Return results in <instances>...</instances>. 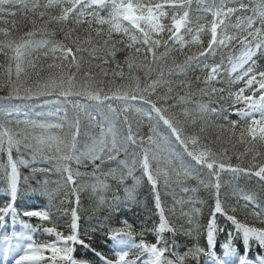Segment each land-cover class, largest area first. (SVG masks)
<instances>
[{
    "label": "snow or ice",
    "instance_id": "obj_1",
    "mask_svg": "<svg viewBox=\"0 0 264 264\" xmlns=\"http://www.w3.org/2000/svg\"><path fill=\"white\" fill-rule=\"evenodd\" d=\"M193 2L194 0H45L41 4L40 0H0V21L4 24L11 23L13 29L16 28V21H9L6 17L16 16L18 7L41 20L48 17L39 27L33 19L32 29L21 34L18 39L9 28H0V35L4 37L0 40V53L8 60L5 76L10 86L9 97L5 99L15 97L33 100L55 93L80 113L84 106L72 98L83 97L95 103L100 117V121H97L96 116L89 115L88 119L95 122L98 131L88 137L83 150H80L79 115L67 124L68 131L65 132L66 112L65 117L58 122L16 120L15 128L11 126L13 121L8 119L12 113H2L4 120L0 122V154L6 156V160L0 162V172L5 184L6 202L0 205V227L6 229V218L10 217L12 231L10 234L6 230L0 231V256L8 264H264L262 253L258 252L253 259L249 258L253 242L264 249V218L260 213L252 212L251 215L261 226L242 222L236 215L238 209L225 206L220 196V173L224 171L255 177L264 189V152L258 150V146L264 147V67H261L264 64V0H256L254 4L245 3L244 0H195V16ZM50 9L58 11L50 15ZM49 23L61 25L59 31L67 43L50 39L56 35V29H49ZM83 25L88 27L84 29L85 35L81 36L77 28ZM233 29L236 31L231 32ZM38 33L46 38L35 39ZM116 35L123 38L114 39ZM202 36L207 37L206 46ZM194 46L196 51L192 52ZM230 46L232 50L226 57L230 66L228 83L242 85L236 90L213 86V81L220 75L225 57H221L220 63L205 62L208 57L214 58L218 49ZM161 48L163 51H159ZM40 49H46L43 56H50L52 59L47 65L48 75L44 77L37 71L36 81L27 85L22 77L27 75V68L34 71L37 69L39 55L34 54ZM185 49L189 51L186 52ZM236 51H239V55H235ZM119 52L125 53L123 65L128 69L127 77L123 66L116 61ZM173 52L183 55V61L173 57L169 64L168 58ZM83 53L100 59L101 63L82 69L81 56L78 54ZM110 62L116 63L114 69L102 66ZM93 67L98 68L99 73L93 72ZM193 67L207 71L203 77L195 76L194 80H179L175 87L168 79L177 73L184 74ZM40 68L42 71L43 66ZM135 72H142L144 78L150 79L151 83L141 87V78ZM13 74L15 81L12 79ZM97 76L112 77L108 81L107 90L103 87L105 81L97 79ZM117 77L134 83L114 86ZM199 83H203L204 87H197V91L200 95L209 97V103L194 99L192 88ZM162 86H166V91L159 95L157 90ZM179 90L184 94L181 95ZM212 97L217 98L219 108L210 106ZM173 98L178 104L194 105L193 108L182 109L184 119L178 118L168 107L158 106V101L166 102ZM132 101L148 105L149 110L143 115L150 122L155 121L149 124L150 134L146 138L138 131L134 132L129 121L130 111H141L133 107ZM231 112L239 115L243 123L229 120L226 113ZM210 115L227 122L226 125L217 127L228 134V142L233 147L236 144L244 146L245 151L236 156V164L231 162L227 149L216 152L204 143L201 134L205 127L202 125ZM161 122L164 131L158 130ZM21 123L24 125L23 129L18 127ZM188 126L194 130L189 132ZM36 128L41 130L39 135L28 131ZM121 128L125 129L123 133ZM197 128L198 131L195 130ZM219 139L220 136L217 135V140ZM121 153L124 155L123 159L119 158ZM25 154L29 158H25ZM241 156L250 158L245 163L240 161ZM38 160L47 161L53 167L33 166ZM72 161L77 166L87 161L93 171L81 173L79 167L74 171ZM112 162L117 167H111ZM193 162L201 169L206 168L209 177H214V182L211 179L208 182L203 179L198 181L205 189L215 190V202L205 226L206 244L203 246L198 242L200 226L197 224L195 228H184L183 225L178 227L172 222L165 214L158 190L161 180L167 186L172 177L177 182L192 177ZM21 166L31 167L33 175L42 173L47 177L49 173L55 172L62 178L63 185L59 180L51 182L57 184L55 189L49 188L50 181L45 178L42 182L37 181V187L24 190L47 197L50 207L21 210L16 206L17 199L22 194ZM105 167L107 171L104 170ZM137 167L141 171V177L133 175ZM83 175L95 178V183L91 185L93 193L107 190L109 178L123 185L128 177H132L134 186L125 188L127 199L132 202H135V186L142 181L146 182L150 186L158 221L139 233L127 220L119 221L115 226L101 221L91 232L82 233L79 223L81 217L77 209L73 208L67 222V233L60 231L51 208L61 211L55 200L62 188L68 185H71V193L79 205V193L84 186L77 185L76 177ZM28 179L24 177L25 181ZM183 190L189 191L188 188ZM191 191L195 192L196 189ZM242 199L247 208L249 203L255 201L256 194L246 192ZM99 200L102 204L104 197L100 196ZM114 200H119V197H114ZM63 203L60 201V205ZM171 211L174 214V209ZM62 215H67V210H63ZM180 215L189 225L194 223L191 213L182 211ZM218 216L223 217L233 228L227 232V238L220 244L219 252L217 234L224 231V228L218 225ZM23 217L35 218L38 223L34 226ZM17 222L24 231H15ZM41 230L54 239L50 242H37L33 233ZM96 232L103 233L106 241L112 242L111 255H106L93 246ZM146 232L154 234L155 242L144 239ZM180 235L196 241L182 253L177 249V238ZM235 241L241 242L242 251L236 247ZM77 246L87 250L96 260H90L87 256L77 257ZM132 249L138 251L133 254ZM9 257H12L11 261Z\"/></svg>",
    "mask_w": 264,
    "mask_h": 264
},
{
    "label": "trees",
    "instance_id": "obj_2",
    "mask_svg": "<svg viewBox=\"0 0 264 264\" xmlns=\"http://www.w3.org/2000/svg\"><path fill=\"white\" fill-rule=\"evenodd\" d=\"M45 2V0H40V3L43 4ZM210 2V0H209ZM255 2H253L254 4ZM193 5H195V8H193V15L195 16L197 13L195 12V9L197 8V4L195 3V0L193 2ZM43 10V9H41ZM58 11V9H50L49 10V14L50 15H54L56 14V12ZM201 15H203V13H201ZM209 20L211 19L210 15H208L207 17ZM6 19H8L9 21H12V20H15L16 21V28L13 29L12 28V25L11 23L9 24H4L2 21H0V28H4V27H7L10 29V31L12 32V35L14 37H16L17 39L19 38V36L21 34H23L24 32L32 29V23L31 21L33 19H35L37 21V27H39L42 23H44V21H47L48 20V17H44L43 20H41V18H39L38 16H34L33 13L29 12V11H26L24 10L23 8L21 7H18L17 10H16V16L14 17H6ZM48 27L49 29H56V35L54 37H50V39L54 40V41H63L65 43H67V41H64V36L63 34L59 31L61 25L59 24H56V23H49L48 24ZM73 27H76L75 25H73ZM88 27V25H83L82 27H79L77 28V31L78 33L83 36L85 35V32H84V29H86ZM65 30H67V26H65ZM231 32H235L236 30H230ZM42 38H46V37H43L41 36L39 33L37 34V36L35 37V39L39 40V39H42ZM123 37L119 36V35H116L114 36V39H122ZM4 39V37L2 35H0V40ZM202 39L205 41V46H206V43H207V37L206 36H202ZM232 48L231 46L228 47V48H220L217 50V55L213 58V57H208L206 59L205 62L207 63H220L221 62V57H227V55L230 54ZM46 51V49H40L38 53L34 54V55H39V59L37 61V69L34 71L32 68H27L26 69V73L27 75L25 77H22L23 80L26 81V84L27 85H31L32 83H34L37 79V75H36V72L37 71H40L41 75L44 76V77H47L48 75V70H47V65L49 63L52 62V59L51 57H45L43 56V52ZM159 51H163V49L161 48ZM186 52H188L189 50L188 49H185ZM192 52H195L196 51V47L194 46L192 49H191ZM238 52V51H236ZM81 56V66H82V69H86L89 67V65H96V64H100L101 61L100 59H97V58H93L91 56L88 55V53H83V54H78ZM124 55L125 53L123 52H119L117 53V57H116V61L119 62L123 68H124V72L126 74V77L128 75V69L126 66L123 65V61H124ZM175 57L178 61H183L184 59V56L179 54V55H176V52H173L170 54L169 58H168V62L169 64L171 63V60L172 58ZM224 59V60H225ZM7 63H8V60L6 58V56L2 53H0V98H3V97H9V92H10V86L7 84V80H6V76H5V69H6V66H7ZM40 66H43V70L41 71V68ZM104 68H107V69H114L116 67V63L114 62H110L108 64H105V65H102ZM261 67H264V64L261 65ZM195 68H198L200 69L199 71H191V68L188 69V71L184 74H180V73H177L173 76H170L168 77V79H170L172 82H173V86L175 87V83L179 80H183L185 78L187 79H193L195 78V76H201L203 77L206 73L207 70H204V71H201V68L200 67H195ZM93 72H96V73H99V69L98 68H95L93 67ZM73 72H75V69H72ZM135 75H138L137 72L134 73ZM155 75V74H153ZM221 76L223 79H221ZM13 81H15V75L13 74V77H12ZM97 79H103L105 81L104 86H109L108 84V81L112 80V77L111 76H108V77H99L97 76ZM229 77H227L226 75L220 73L219 77L217 78L216 81H213V86L214 87H217V88H225V83L228 85V88H232L233 90H236L238 87L242 86V85H230L228 83L229 81ZM131 81H129L128 79H124L123 81L120 80V78H116L115 81H114V86H119L121 84L127 86ZM149 82H151V80H146V81H140L141 85L144 87L146 84H148ZM197 87H204L203 83H199L198 85L197 84H194L193 85V88H192V92L195 93L194 95V99L198 100V101H201L203 97L205 96H202L200 95V93L197 91ZM227 89V88H225ZM166 91V86H162L160 87V89H158L157 91V94L159 95H162L164 92ZM180 91V94L183 95V91L182 90H179ZM51 96H58L57 94L53 93L52 95H48V96H41V97H51ZM15 97H12L10 99H13ZM75 98V97H73ZM15 100H18L17 98H15ZM174 102H171V105H175V106H181V109H179L178 111H174L172 113L176 114L178 116V118L180 119H184V117L182 116V109L184 107H189V108H193L194 105L192 104H188V105H182V104H178L177 101L175 100V98H173ZM164 104H166V102H164ZM239 107V106H237ZM81 114V112H80ZM233 112L231 113H226V115H228V117L230 118L232 116ZM239 122L243 123L242 121L238 120ZM210 121L207 120L206 123H204L202 126L205 127V131L204 133L201 134L202 136V139L204 141V143H207L210 147H212L213 149L217 150L219 147H220V142H228V134L226 132H221L220 129L217 127V125H221V124H224L226 125L227 122L224 121L223 119H220L219 122H215L214 123H209ZM80 127H82V124L80 123ZM85 129L86 131L90 130V125H89V122L87 121L86 125H85ZM194 129H192L190 126H188V131L191 132L193 131ZM196 131H198V128L195 129ZM217 135L220 136V139L217 140ZM229 143V142H228ZM229 147L230 149H239V147L242 149L238 152H244L245 151V148L243 145H240V144H236L235 147L232 146L231 143H229ZM258 150L264 152V147H260L258 146ZM234 158H236V155L234 154ZM246 159H249L250 157H245ZM233 161H237V159H234ZM241 161V160H240ZM242 162V161H241ZM249 187V186H247ZM148 197H149V193L146 191ZM85 195V193L81 192L80 195ZM207 197H209V195L207 196H203V200L204 201V204L207 208L206 210V214L208 213V209H209V205L207 204ZM65 198V196H64ZM81 196H80V202H79V207L81 209L78 208L79 210V213L81 215V217L83 216V220L82 222H85L87 223L86 224V227L84 228V230L86 231L87 229V232H91V230L93 228H96L100 225L101 221H104L106 224L110 223L113 221V219H115L116 217H114V213L111 214V213H106V212H103V210L101 208H99L98 206H96L95 204H93L92 202L90 203H85L83 200H81ZM63 199V197H56V200H55V203L57 205L58 202H60L61 200ZM66 199L68 201H71L73 202L74 204H76L75 201H73L70 197H66ZM74 199H75V196H74ZM76 200V199H75ZM136 202L133 203V207L132 209L135 210L137 212V215L139 216L140 220H136V225L139 226V227H147V228H150V222L153 223V221H151V218L153 217V207L151 205V201L145 197L143 195V192L140 191L139 192V196H137V199H135ZM69 206L70 203H68ZM84 206V207H83ZM152 207V208H151ZM63 210H61L62 212ZM247 213V212H245ZM244 213V214H245ZM248 215V219L252 220L253 224L255 223H259L258 220H256L251 214L247 213ZM84 216L86 219H84ZM111 217V219H106V217ZM88 218H90L89 221ZM91 218H92V221H91ZM99 222V223H98ZM91 225V226H90ZM90 226V227H88ZM258 226V225H256ZM140 232V231H138ZM179 237V236H178ZM95 237H93V244L95 241ZM186 241V239H179V242H182V244H184ZM96 245L94 247H96L98 244H100V242L98 243H95ZM77 252H80V248L77 249ZM81 253H84V252H81Z\"/></svg>",
    "mask_w": 264,
    "mask_h": 264
},
{
    "label": "bare ground",
    "instance_id": "obj_3",
    "mask_svg": "<svg viewBox=\"0 0 264 264\" xmlns=\"http://www.w3.org/2000/svg\"><path fill=\"white\" fill-rule=\"evenodd\" d=\"M244 2L253 4L254 0H244ZM193 8H195V5L192 4V9ZM248 14L250 15L251 13H248ZM176 55H179V53L176 52ZM201 59H204V58H201ZM195 70L199 71L200 69L195 68V67L191 68V71H195ZM137 74L141 78L140 81L141 80L142 81H146V79L144 78L142 72H137ZM221 79H223L222 76H221ZM130 83H134V82L131 81ZM149 83H151V82H149ZM108 87L109 86H104L105 90H107ZM141 87H143V86L141 85ZM224 87L228 89V85L226 83H225ZM79 99L82 102H84V103L86 102V99L83 98V97H75V100H77V102H78ZM153 99H155V96H153ZM216 99H217L216 97H212V101H211L210 106L219 108V104L216 103ZM170 101L174 102L173 99H169L168 101H166V104H164V102H159V101L157 103H158V106L168 107L170 112L178 111L179 109H181V106H175L174 104L171 105ZM201 102L209 103V97H207V96L203 97ZM93 104H95V103L93 102ZM131 104L133 105L134 108H139L141 110L139 113L135 112V111H130L128 113V118H129V121L133 125L134 132L140 130L142 125L146 129H149V124L150 123H155V121H151L150 122L147 119V117L143 115L144 112L149 110V106L143 104V102H141V101H132ZM34 107H35V105L32 106V108H34ZM51 107H53V106H51ZM95 109L96 110H94V116H96L97 121H100V117L97 115V113L99 111L97 106H95ZM77 115H79L80 123L82 124V127H80V136L78 137L79 141H81V145L79 146V149L83 150V145L87 142L88 137L90 135H92V134H90V131H86V129H85V125H86V123L88 121V116H86L83 113L77 114ZM153 116H155V113H153ZM61 118H64V117L63 116H58L57 122L60 121ZM207 120L210 121L209 123H212V122L214 123V121L215 122H219L220 118H218V117H216L214 115H210V116L207 117ZM232 120L238 121L237 119H232ZM67 124L68 123L65 120V129H64L65 132L68 131ZM158 130L159 131H164L163 126L162 125L158 126ZM124 131H125V129L121 128V132L123 133ZM229 146H230L229 143L225 141V142H220V147L217 150H215L213 148L212 149L214 151H216V152H222L223 149H227L228 150V155L231 157V162L233 164H236L237 162L233 161L234 159H236V158H234V154L237 156L240 153H243V152H238V151H240L242 149L239 147V149L233 150V149H230ZM173 147L176 148L177 151H180V149L175 144H173ZM130 152H131V148H130ZM3 158H6V156H4ZM119 158L120 159L124 158L123 153H121V156ZM240 160L242 162H245V163L247 161V159L244 156H241ZM192 164L194 165V167L196 166L194 164V162ZM115 165H116L115 162L111 163V166L115 167ZM39 166L40 165H37L36 167H39ZM195 169L197 170L195 178L199 176L197 181H199V179H203V180H205V182H208L211 179L214 182V177H205L203 175V173H201V169H197V168H195ZM19 171H20V174H22V168L21 167L19 168ZM92 171H93V169H92ZM134 172H136V175H140L141 176V171H140V169L138 167H137V169ZM92 178L95 180L94 177H92ZM47 179L50 181L49 185H52L53 183H51V182L55 181L54 177H51V176L47 177ZM256 179L257 178H255V177H251L250 178L247 174H243V173L238 174V175L233 174V173H231L229 171H224V172L220 173V181H222L221 182V189H220V196L225 199V201H226V203H224L225 206L236 207L238 209L237 212H236L237 218L240 219L242 222H247L249 224H252V223L248 219L247 213H245L246 212L245 208L243 207V209H242L235 202V198L242 197L243 194L246 193V192H253V190L251 188L245 186L241 182L242 180H246L247 182L250 183V185L253 188H255L257 185L259 186V183L256 184ZM1 182H3V179H0V183ZM184 188H188L189 191L185 192L183 190ZM191 189H193V188H190V187H188L186 185L178 184L174 180L173 177L171 178V180L169 181V184L167 186L164 185L162 180H161V182H160V184L158 186V190H159L160 196H161V201H163L162 204H163V206L165 208V214L167 216L168 215H174V217H173V219L171 221L176 223L178 227L180 225H183L184 228H189V227L195 228L196 225L198 224L200 226V236L198 238V241L203 242V244H204L205 243V238H206V227L205 226H206L207 221L210 218V216L199 218L197 215L194 214L195 210H197L199 208V206L201 204H203V202L205 200L202 199L203 196L200 197L199 193H197L196 191L193 192V191H191ZM90 190L91 189H89V191ZM207 190L209 191V194H210V202H209V204L211 205L210 208L212 209L214 204H211V203L215 199V197H214L215 190L213 188H209ZM98 193L99 192L94 193V194L91 195L90 193L86 192L87 196L92 198L95 203H97L100 207H102L99 204V201H98V198H97ZM148 193L151 195V192H148ZM87 196H85L86 199H88ZM116 196L119 197V200H114V197H115L114 196L112 198V200H111L112 204L108 205L106 208H101L103 210V212L111 213V214L114 213V214H119V215L126 213L131 219L140 220L139 216L135 212H131V209H129V207L125 203V199L126 198H121L118 195H116ZM66 197H68V196L65 195V198L63 197V199L61 200V201L64 202L63 205H60V202L57 203V206L61 207V210H67L68 200L66 199ZM150 198L153 200V197H150ZM178 201H183V203H178ZM153 202H154V200H153ZM253 203L256 204V206L258 207V209L260 210V212L262 214V218H264V199H260L259 197L256 196V199H255V201H253ZM151 205L155 209L154 203L151 204ZM172 209H174V214L171 211ZM201 210H202V208H199V212ZM206 210H207V208H206ZM182 211L191 213V215L193 217V221H194V223L192 225H189L187 223L186 219L183 220V218L180 215ZM155 212H156V210L154 211L153 217L151 218V221H153V222L154 221H158V216L155 215ZM217 223H218V225L220 227L224 228V231H222L220 233H223V234L227 235L228 231H232L233 230V228L231 227V224L230 223H226L224 218L221 217V216L217 217ZM151 225H152V223L150 222V227H151ZM80 226H82V225H80ZM80 230L83 231V228H80ZM86 231H87V229H86ZM102 235H103V233L96 232L94 234V237L96 239H100V238H102ZM151 236L155 237L153 233H151ZM183 238H185L188 242H190V238L185 237L183 235L180 236V239H183ZM104 242L106 243V241H104ZM193 242H196V241H193ZM238 242L241 243L240 241H238ZM252 248H254L256 251L259 250V247L258 246L255 247L254 243H253ZM258 252L259 253H264V249H260Z\"/></svg>",
    "mask_w": 264,
    "mask_h": 264
}]
</instances>
